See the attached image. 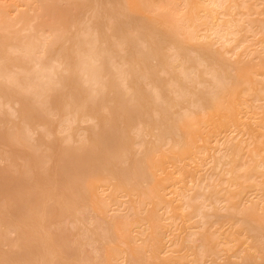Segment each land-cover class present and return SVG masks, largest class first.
Instances as JSON below:
<instances>
[{
    "label": "bare ground",
    "instance_id": "bare-ground-1",
    "mask_svg": "<svg viewBox=\"0 0 264 264\" xmlns=\"http://www.w3.org/2000/svg\"><path fill=\"white\" fill-rule=\"evenodd\" d=\"M0 264H264V0H0Z\"/></svg>",
    "mask_w": 264,
    "mask_h": 264
}]
</instances>
